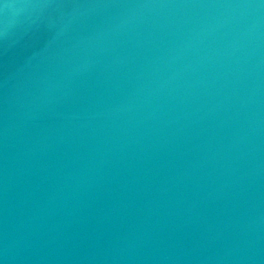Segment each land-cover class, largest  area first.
Returning a JSON list of instances; mask_svg holds the SVG:
<instances>
[{
    "label": "water",
    "instance_id": "1",
    "mask_svg": "<svg viewBox=\"0 0 264 264\" xmlns=\"http://www.w3.org/2000/svg\"><path fill=\"white\" fill-rule=\"evenodd\" d=\"M0 264H264V0H0Z\"/></svg>",
    "mask_w": 264,
    "mask_h": 264
}]
</instances>
